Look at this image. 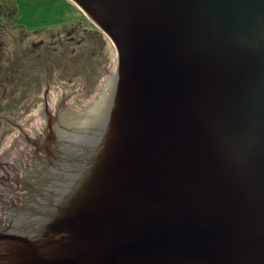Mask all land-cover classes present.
<instances>
[{"label":"water","instance_id":"95a60500","mask_svg":"<svg viewBox=\"0 0 264 264\" xmlns=\"http://www.w3.org/2000/svg\"><path fill=\"white\" fill-rule=\"evenodd\" d=\"M71 1L117 72L0 153V264H264V0Z\"/></svg>","mask_w":264,"mask_h":264},{"label":"rangeland","instance_id":"374dc122","mask_svg":"<svg viewBox=\"0 0 264 264\" xmlns=\"http://www.w3.org/2000/svg\"><path fill=\"white\" fill-rule=\"evenodd\" d=\"M18 12L15 0H0V153L17 134L16 124L23 126L35 111L46 81L50 90L64 85L79 111L97 100L116 70L115 60L104 67L113 45L91 20L71 15L57 21H32L17 16ZM78 42L81 52L76 50ZM17 49L23 57H18Z\"/></svg>","mask_w":264,"mask_h":264},{"label":"flooded vegetation","instance_id":"af4514ba","mask_svg":"<svg viewBox=\"0 0 264 264\" xmlns=\"http://www.w3.org/2000/svg\"><path fill=\"white\" fill-rule=\"evenodd\" d=\"M70 34V33H69ZM71 36V35H70ZM69 39L70 40H73V37H69ZM23 40V39H22ZM21 43V42H20ZM78 47H76V50H78L79 52H81L82 51V43H80V42H78ZM22 48H20V50H21ZM20 50H18L17 49V51L19 52V54H18V57H23V55H22V52L20 51ZM108 60L109 59H107V62H106V64H105V66L104 67H106V65H107V63H108ZM95 72L98 70V66H95ZM94 72V73H95ZM94 76V74L92 75V77ZM91 77V78H92ZM91 78L88 80V82H90L91 81ZM86 79V76H85V78H84V80ZM64 84V83H63ZM64 86V85H63ZM44 87H45V93H44V97L43 98H39L37 101H39L40 103H42L41 105H42V107H43V111L36 117V120H37V122H38V133H39V137H40V139H43L44 137H48V133H47V131H45V129H44V123L48 126V124H49V118L52 116V117H54V119L55 118H57L58 119V122H59V119H60V122H61V124H63V121L61 120V118H62V116L65 114V103H64V101H65V99H64V97L63 96H66V93H62V91H58V94L55 96V97H51L50 96V83L48 82V81H46L45 82V84H44ZM74 88H78V85H74L73 86ZM80 89V92L82 91L81 90V87L79 88ZM106 92V91H105ZM105 92H102V94H101V96H99L98 98H97V100L96 101H94L92 104H90L91 106H94V104H96L99 100H100V98L105 94ZM68 97L69 98H71L72 97V95L70 94H68ZM64 99V100H63ZM76 101H79L78 99H75ZM50 104H53V106H54V109L53 110H51L52 109V107H51V105ZM90 105H89V107H87L86 108V110H85V112L84 113H86L87 111H89V110H91L92 109V107H90ZM56 108V109H55ZM68 116H69V114H68ZM72 117H73V119L74 120H77L78 119V115H72ZM16 126H17V128H18V131H19V135H21V134H24V132H25V127L24 126H21V125H17L16 124ZM18 138H19V136H18ZM21 140H23V141H27L28 142V145H31L32 144V141L31 140H28V138L27 137H22L21 138ZM24 146H26V145H24ZM23 151H26L27 150V147H23V148H21Z\"/></svg>","mask_w":264,"mask_h":264},{"label":"trees","instance_id":"16d2710c","mask_svg":"<svg viewBox=\"0 0 264 264\" xmlns=\"http://www.w3.org/2000/svg\"><path fill=\"white\" fill-rule=\"evenodd\" d=\"M19 5V16L30 18L32 21L42 19L57 21L72 15L78 19L76 7L68 0H15ZM32 12V16L29 14ZM65 22V20L58 21ZM55 22V23H58ZM53 23V24H55Z\"/></svg>","mask_w":264,"mask_h":264}]
</instances>
